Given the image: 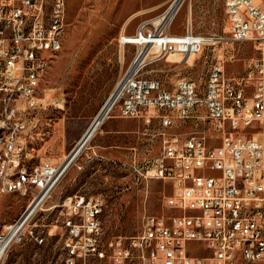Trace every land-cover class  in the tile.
Segmentation results:
<instances>
[{
    "label": "built area",
    "instance_id": "obj_1",
    "mask_svg": "<svg viewBox=\"0 0 264 264\" xmlns=\"http://www.w3.org/2000/svg\"><path fill=\"white\" fill-rule=\"evenodd\" d=\"M185 1L172 0L157 16L165 18L173 10L150 59L140 61L149 42L136 40L157 34L152 19L142 21L134 34L120 35L122 45L138 48L109 110L163 129L161 153L146 168L147 177L163 176L171 185L163 213L148 216L139 235L106 243L103 199L85 192L66 197L61 204L64 264H96L108 257L115 264L131 259L141 264H234L238 258L264 264V0L224 1L229 42L250 41L259 52L245 60L242 72L227 73L220 55L203 88L184 77L171 90L144 74L147 64L170 54L197 55L213 37L193 32L190 22L184 33H168ZM66 26L67 0H0V127L18 129L9 148L11 160L0 156V192L30 199L22 215L0 232L1 244L17 227L8 248L25 236L44 241L31 221L69 167L65 161L37 163L29 156L40 139L33 117L38 93L62 50ZM200 120L210 124L198 127L208 128V136H198V129L183 136L167 131L177 121L198 125ZM248 128H260L263 138L244 132Z\"/></svg>",
    "mask_w": 264,
    "mask_h": 264
},
{
    "label": "rangeland",
    "instance_id": "obj_2",
    "mask_svg": "<svg viewBox=\"0 0 264 264\" xmlns=\"http://www.w3.org/2000/svg\"><path fill=\"white\" fill-rule=\"evenodd\" d=\"M146 1L67 0L63 47L41 84L37 97L39 110L33 115L38 120L40 135L34 142L35 150L29 153L35 162L42 160L58 165L65 161L110 99L128 68L129 55L138 48L135 44L122 45L120 35L135 33L143 20L152 19L158 25L157 16L164 11L138 14L124 26L127 18L146 7ZM224 1L213 0L206 4L204 0H186L167 29L169 34L184 33L191 21L193 32L221 40L207 44L197 55L170 54L152 61L144 68V74L160 79L163 86L171 90L184 77L195 80L203 88L211 63L220 55L226 60L227 73L242 72L245 60L257 57L259 52L253 42H229L230 26ZM201 114L205 117L204 112ZM108 120H114L113 128L123 129V132L111 134L112 137L98 135L89 140L43 208L33 217L30 225L44 241L37 243L25 236L5 251L0 264H64L61 204L66 197L78 192L103 199L106 243L117 237L139 235L148 216L163 213L164 196L171 193V185L163 179L146 176L147 166L161 153L160 131L163 129L157 123L147 125L140 119L123 118L117 109L110 112ZM202 125L210 126L204 120L198 125L194 121H177L167 131L183 136ZM244 132L263 138L260 128H248ZM116 139L122 142L123 149L111 151L100 147ZM29 200L18 192H0V232L4 225L14 223L22 215ZM96 264L115 263L108 257ZM124 264L141 263L131 259ZM234 264L247 263L238 258Z\"/></svg>",
    "mask_w": 264,
    "mask_h": 264
},
{
    "label": "bare ground",
    "instance_id": "obj_3",
    "mask_svg": "<svg viewBox=\"0 0 264 264\" xmlns=\"http://www.w3.org/2000/svg\"><path fill=\"white\" fill-rule=\"evenodd\" d=\"M172 15H173V10L170 11L169 14L165 18H158L157 23H158L159 30L154 37L146 39V37L144 35H142L141 37L138 38V40H136L137 42H143V41L149 42L148 45L146 46L145 53L142 55L140 61L148 59L149 55L153 51H156L158 49L157 42H159L161 39V36H159L158 33H159L160 29L166 28L168 21ZM208 41L210 44H214L216 42V38L215 37L209 38ZM114 98H115V96L112 97L111 100L106 104L105 108L103 109V111L101 112L99 117L97 119L95 118L96 120L92 122L93 124H92L91 128L89 127L90 128V130H89L90 136H89L88 140L85 142V144L81 147V149L79 150V152L76 154L75 157H77L78 154L83 150V148L86 146L88 141L93 137L95 132L98 130L102 120L106 117V115L108 113H110L109 110L111 109ZM0 135H2V141H4V146H0V156H2L3 160H11V150L9 148H11V142H14L18 139V129L15 127H10V126H1L0 127ZM198 136H208V128H198ZM81 144H82V142H80L78 147ZM156 178L163 179V176H156ZM55 187L56 186L52 187V192L55 189ZM16 230H17V227H15L11 231V233L7 236V238L0 244V260L2 259V257L5 254L6 249L10 245V243H11L10 240L14 236Z\"/></svg>",
    "mask_w": 264,
    "mask_h": 264
},
{
    "label": "crops",
    "instance_id": "obj_4",
    "mask_svg": "<svg viewBox=\"0 0 264 264\" xmlns=\"http://www.w3.org/2000/svg\"><path fill=\"white\" fill-rule=\"evenodd\" d=\"M213 0H204V3H206V4H210L211 2H212ZM172 2V0H147L146 1V7L145 8H143L142 10H140L139 12H137V13H135L134 15H132V16H130L129 18H127L126 19V21H125V23H124V26H128V24H130V22L132 21V19L134 18L133 16H136V15H138V14H143V13H152V12H155V11H158V10H165L167 7H168V5L170 4ZM144 21V20H143ZM142 22V21H141ZM140 22V23H141ZM139 23V24H140ZM190 23H191V21H190ZM134 34V33H133ZM176 34H181V33H176ZM128 53L129 54H131V49L130 48H128ZM135 53H136V51L132 54V56L131 55H129V60L127 61V63H128V67H129V65L131 64V62L133 61V58H134V56H135ZM124 54H123V59H122V68H123V66H124V62H125V60H124ZM131 56V57H130ZM150 63V62H149ZM148 63V64H149ZM147 64V65H148ZM103 108V107H102ZM101 108V109H102ZM101 111V110H100ZM100 111L97 113V115L100 113ZM96 115V116H97ZM96 116L93 118V120L96 118ZM122 117V116H121ZM107 118H109V115L108 116H106L105 118H104V120H102V122H101V124H100V126H99V128H98V130L95 132V134L93 135V137L90 139V140H92L95 136H98V135H107V137H112L111 136V134H118V133H121V132H123V129H118V128H113V125H114V120H108L107 121ZM123 118H125V117H123ZM127 119H133V118H127ZM134 119H139V118H134ZM92 120V121H93ZM141 120V119H140ZM91 121V122H92ZM88 128V127H87ZM87 131V130H86ZM85 131V132H86ZM99 146V145H98ZM100 147L101 148H105V149H111V151H114V149L115 150H117V149H123V144H122V142H119L118 143V141H117V139L112 143V142H110V143H108V144H105V145H100ZM113 149V150H112ZM74 150V149H73ZM72 153V152H71ZM70 153V154H71ZM69 154V155H70ZM80 154V153H79ZM79 154H78V156H79ZM68 155V156H69ZM68 156H67V158H68ZM77 156V157H78ZM77 157H75V159L73 160V162H75V160H76V158ZM66 158V159H67ZM72 162V163H73ZM71 163V164H72ZM71 164L69 165V167L71 166ZM68 167V168H69Z\"/></svg>",
    "mask_w": 264,
    "mask_h": 264
},
{
    "label": "water",
    "instance_id": "obj_5",
    "mask_svg": "<svg viewBox=\"0 0 264 264\" xmlns=\"http://www.w3.org/2000/svg\"><path fill=\"white\" fill-rule=\"evenodd\" d=\"M113 94L111 95L110 99L107 101V103L111 100ZM106 103V104H107ZM106 104L103 106V108L101 109L100 113L96 116V119L99 117V115L101 114V112L103 111V109L105 108ZM96 119H94L93 121H95ZM93 124V123H92ZM92 124L90 125V128L92 126ZM89 129H87V131L85 132V134L82 136V138L79 140V142L77 143L76 147L74 148V150L72 151V153L68 156V158L65 160V166L67 167L75 158L76 154L79 152V150L81 149V147L85 144V142L88 140L90 133H89ZM85 138V139H84ZM80 142H82V144L78 147V145L80 144Z\"/></svg>",
    "mask_w": 264,
    "mask_h": 264
}]
</instances>
